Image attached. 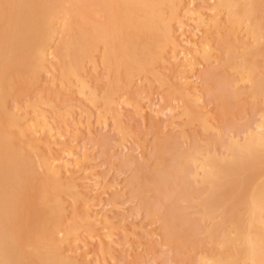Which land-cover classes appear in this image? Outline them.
<instances>
[{
	"label": "bare ground",
	"instance_id": "obj_1",
	"mask_svg": "<svg viewBox=\"0 0 264 264\" xmlns=\"http://www.w3.org/2000/svg\"><path fill=\"white\" fill-rule=\"evenodd\" d=\"M188 1L189 0H0V264H82V261H79L78 258L74 256V249L67 246V238L62 232H64L69 225V216H67L69 214L66 213V208H68V206L66 207L67 200H70L72 205L76 208H78V206L80 207L79 204L81 203L84 204L85 207L92 206L91 198L78 190V184L76 186L67 185V180H69V178L67 179V175L70 172V168H74L73 166L75 164L70 162L71 159L73 158L76 160V167L82 165L85 156H80L82 157L80 158L81 160L77 159L75 151L69 147L67 158L60 157L58 160L54 159L59 162V165L55 166V161L52 162L50 159V155L54 152L52 151L54 150L53 143L50 141H43L42 138H35L37 134L35 133L36 130L34 131L32 129L34 126L31 127L28 124L27 118L32 112L34 119L38 120L37 124L39 123V125H37L39 127L37 128H40L41 123L39 119L46 115L41 113L43 109L41 108L43 107L42 105L46 104L44 99L45 96L41 99H36L38 101L28 102L29 111L26 110V112H22L21 108H19L21 105H19V107H17L18 111L13 113L15 109L11 111V106L9 105V102H11L10 100H16L17 97L20 98V94L23 95L25 93L28 94V96L29 94L34 96L37 92L42 93L43 89H45V87L43 88V80L45 77H43V75L45 73H50L52 68L56 73H54L55 76L52 74V76H54V83H52V85H59L71 92L74 89V85L77 84L78 87L81 86L80 88L82 89H80V93L84 95L85 99H87L85 89L87 85H90L87 82L89 73L86 67L91 64L96 71L100 69V67L105 69L110 77H107L109 79L107 89L105 88L106 90L104 93L101 91L100 95H102V97H99L98 89L96 88L98 82L95 83L94 88H91L93 80L90 85L91 89L88 92V94L90 93V95H88V101H90V103L102 101L103 105H105L106 109H109V111H112L113 106L116 104L120 105L118 102H122L124 96L132 92L131 90L134 88H132L133 84L136 85L137 83H134L136 79L143 76L149 81L150 86H152V82H158L163 85V88L164 85L168 86L169 89L173 91L171 93L172 95H175L174 92L176 94L179 93L180 100H178V98L176 100L183 103V107L181 108H183L184 111V113L179 114L186 115L185 117H188V120L194 121L197 118L204 123L205 128L208 127L210 117L207 120L206 118L210 113L207 114V112H204V108L206 107L205 104L204 108L201 106L203 103L200 105V100L204 95L199 97L196 94L200 93V90H198L199 86L196 88L195 86L197 85H195L193 80V82L190 80L191 73L186 75V73L190 72L189 69L193 68V70H196L194 69L196 65H192L191 60H188L187 57H190L192 53L194 56H198L203 50H200V47L205 48L207 54L211 53L210 51L214 52V48H212L211 45H215L214 42L212 43V41H215L216 48L226 50V56L228 57L226 64L229 65L232 63V59H234L232 57L233 54H235V47L233 48V46L229 44L230 41L227 39L233 38L235 41L240 42L238 41V33L242 30L243 34V29H246V34L248 33L247 35H250L251 39L254 38L255 45H257V47L260 46L261 43H264V0H214L213 3L211 0L210 2L212 4L208 6L209 8L207 7L206 9V6H203L202 11L201 5V7H197L199 12L197 10V12H195L191 9L192 5L190 4H193V0H190V2ZM182 10L185 11V13L182 12ZM205 10L210 12L209 14L211 15L206 16ZM182 13L188 16V22L191 20L195 23L193 27L189 24V27H192L191 31H193L190 32L192 34L189 35L193 37V40L191 41L192 38L190 40L188 38L189 42L185 41V38L183 39L186 34L181 33L183 35L178 36L179 34L177 35L175 28L176 24H180L182 29L179 28L184 30L185 23ZM244 24H247V27ZM243 25L246 28H243ZM186 31L187 30H185V33H189ZM200 33L203 40H201L199 44L194 43V41L199 39L198 35H200ZM187 36L188 34L185 37ZM227 36L230 38H227ZM182 43H185L187 48H190L191 45L193 51L184 56L185 54L183 55L181 50L186 46ZM257 47H255L254 50H257ZM248 49L249 50L246 49V51H244L248 58L244 59L241 64L238 63V68L241 69L243 80L251 84L253 98H260L264 101V53H262L261 50L260 52L262 54L259 51L254 52V50ZM205 50H203L204 56L207 55L204 53ZM180 51L181 55L184 57V60L182 59L183 61L178 56ZM217 53L220 52L217 51ZM214 54L215 53H213V56ZM201 55L199 58L196 57L198 63L201 62L200 58L204 59ZM216 57H218V54ZM191 58L192 57H190V59ZM196 63L194 62V64ZM162 67L175 68L179 72L181 75L180 77L184 80L181 83L179 82V88L176 85L179 80V75H174L178 80L173 76L175 78L173 79L177 81L174 84L169 77L159 71ZM188 67L190 68L188 69ZM167 68H165V71H168ZM172 71L174 70L172 69L171 72ZM205 78L207 79L208 88L212 89L214 88L213 86L217 85L215 79ZM140 80L141 79H139L138 82H140ZM179 81H181V79ZM54 87L53 85V88ZM226 89L228 90V88ZM227 92L229 94L230 91ZM80 93L77 94L81 95ZM215 96L213 98H215ZM172 97L174 96L170 98ZM118 98L123 99H121V101L119 99L118 101ZM30 100L31 99L28 101ZM216 100L223 104L222 108L224 112L227 113L229 111V106H231L230 98L220 95ZM79 102H81V100L78 101V103ZM180 102L179 104H182ZM87 105H89V103H86L85 106L87 107ZM92 105L94 104H91V106ZM51 106L53 107V105ZM70 106H73L72 103ZM82 106H84V104ZM54 108L57 109L56 106H54ZM171 109L173 110L172 107ZM69 110H71L70 107ZM118 110L121 109L118 108ZM109 111L106 114L110 116L111 111ZM141 111L140 109V112ZM42 112H44V110ZM115 112L117 111L115 110ZM119 113L121 116L123 115L121 114L122 112ZM102 115L103 114H101V116ZM102 118L103 117H101V119ZM261 121L262 123L260 122L257 128V130H259L257 132H255L256 130L250 132V134L248 133L249 135H247L244 140L242 139L243 141L235 140L233 136L227 148V152H225V156L219 157L217 153H212L211 155L209 153L210 150H207L208 148L206 147L204 150H207V153L204 154L202 152L203 150H199L196 151V154L193 156L184 157V165L180 164L178 169L174 170V172L182 176L185 181L201 180L208 186L207 188H209V190L207 189V194H203L205 196L204 200H202V205L208 215L204 217L211 216V224L213 219L215 220L213 226L209 230L207 229V235L213 243L215 250L213 249L209 256L202 254L203 259L201 257L200 261L201 259L202 261L206 260L211 264H264V116ZM115 122L119 123L117 121ZM29 123L32 122L29 120ZM121 124L124 125L125 123ZM123 128L124 127H122L123 132L131 130L126 129L124 131ZM119 129L121 130L120 126ZM49 132L48 135H50ZM62 137L63 136H61V138ZM58 141H60V139ZM72 142L73 141H71V143ZM205 145L207 144L205 143ZM87 157L89 160V156H86V159ZM158 161L161 162V160ZM160 162H158V164H161ZM170 164L173 165L172 163ZM168 166L170 165L168 164ZM169 168L167 167L166 172L169 171L170 173L167 174L171 175V173H173V168ZM175 173H173L174 176ZM159 175H161V178H159V180H161L164 175H162V173ZM146 178L148 179V177ZM159 180L155 182H163V180ZM153 182L151 183L153 184ZM72 184L73 183H71V185ZM149 184L150 182L148 185ZM164 184H166V181H164ZM148 185L146 186L148 187ZM150 185L148 190L150 189ZM133 187L135 189V186ZM152 187H155V185ZM95 190L92 189L95 193L99 191V189ZM121 191L122 190H120V192ZM138 192V195L141 194V191L140 193ZM149 192L152 191L149 190ZM144 193H146V191ZM134 194L136 195V193ZM95 195L96 194L93 193L91 197ZM109 195L111 196V194ZM175 195L177 194L175 193ZM144 199L145 196L143 200ZM82 204L81 206H83ZM146 209L148 211V208ZM165 209V211H167V208ZM80 215L81 218L79 217L78 219L81 220V224L77 225L75 229L90 228L93 226L94 218H92L93 216H91L87 208L82 214L80 212ZM107 215L109 214L107 213ZM168 215H170V213L165 217H168ZM74 216L75 218L78 217L77 215ZM98 216L100 215H97V217ZM172 216L174 217V215ZM100 220H102V218ZM100 220L98 218V221H95L98 222L96 224L100 225ZM103 223L106 224L105 229L109 228L107 226H113L108 216L104 217ZM115 224L116 223H114V225ZM70 230H73L72 227ZM81 230L91 231L92 229ZM81 230L79 229L78 231ZM113 230L111 231L113 232ZM128 231L129 230H127V232ZM102 232L104 233L103 230ZM112 232L111 234H107L108 236L110 235L111 239H113L111 235H114ZM166 232H168V235L170 234L169 230ZM61 234L64 237L62 239ZM105 236L103 235L104 238ZM181 237L183 239V241H181L182 246L183 248L185 247L186 250V244L191 238L190 236H185V238H183L184 236ZM112 242L114 243V239ZM110 243L111 240L109 239V243L106 244H109L108 249L105 246L107 250H111ZM169 243L174 246L176 241L170 237ZM174 247H176V245ZM104 252H106V250ZM113 252L114 251H111L112 254ZM104 254L110 255L107 253ZM189 255H191V252Z\"/></svg>",
	"mask_w": 264,
	"mask_h": 264
},
{
	"label": "rangeland",
	"instance_id": "obj_2",
	"mask_svg": "<svg viewBox=\"0 0 264 264\" xmlns=\"http://www.w3.org/2000/svg\"><path fill=\"white\" fill-rule=\"evenodd\" d=\"M208 1L210 2L211 0H193V4H190L192 5L191 9H193V11L195 12H199V10H197V7L202 6L201 10L203 11V6H206L205 8L207 9V7L214 2V0H212V3H209ZM188 2H190V0ZM182 12L185 13V11L183 10ZM204 12L206 13V16L211 15L209 14L210 12H208L207 10H205ZM184 13H182L183 21L185 23L184 30H181L182 26L180 24H176L175 28L177 31V35L179 34L178 36L183 35L181 33H184L186 35L188 34L187 37H185L186 35H184L183 39L185 38V41L189 42L188 38L189 40L192 38L191 41L193 40V37H190L189 35L192 34L190 33L193 32L191 31V28L195 25V23H193L191 20L190 22H188L189 18L188 16H185ZM186 21L188 24L186 23ZM189 24L192 25L191 28L189 27ZM244 25H246L247 27V24ZM244 25L242 27L246 28L244 27ZM185 30H187L190 34L185 33ZM245 30L246 29H243V34L242 30L239 32L242 35L238 33V41L240 42L235 41L233 38L227 39L230 38L228 36L226 38L230 41L229 44H231L233 48L235 47V54H233L232 57L234 59L231 58L232 63L229 65L226 64L228 61V57L226 56V50L216 48L215 41H212V43L214 42L215 45H211V47L217 50L213 49L214 52H212L209 49L212 55L211 53L207 54V50H205V48L203 47H200V50L203 49L206 51H204V53L205 55L207 54V57L203 55V50L201 51L202 55L201 53L198 56H194L193 53L190 55V57L194 58L195 60L192 58L190 59V57H187L188 60H191L192 65H196V68H194L196 70H193L192 67V69H189L190 67H188L190 72L186 73V75H189L191 73V77L189 76L190 80H193L195 85L197 86H195L194 83L193 85L196 88L199 86L198 90H200V93L196 94L199 97L204 95L200 100V105L203 103L201 106L203 108L206 106L204 108V112H207V114L210 113L206 118L207 120L210 117L208 121L210 124L208 123V127L206 128L201 120L197 118L194 121L188 120V117H185L186 115L184 116V114H179L184 113L183 108H181L183 107V103L178 101L180 100L179 93H177V95L174 92L175 95H172L171 93L173 91H171L168 86L164 85L163 88V85L155 81V83L152 82V86H150L149 81L143 76L136 79L134 83L137 82L138 84H133L132 88H134L131 90V93H128L124 96V102H118L120 105L116 104L115 106H113L112 111L110 110L114 118L111 113L110 116L109 114L107 115L106 113H108L109 109H106L102 101H97L95 103H90V101H88V95H90V93L88 94V92L91 88H94L95 83L98 82L96 88L98 89L99 97H102L100 93L101 91L104 93L107 89L109 83V79L107 77H109V74H107L108 72L102 67H100V69L96 71V69L93 68L91 64L86 67V70L88 69L87 72L89 73V76L87 77V82L91 85V82L93 80L94 81L93 85H91V88L90 85H87V88L85 89V93L87 95L85 96L87 99H85L84 95L80 93V89L82 88H80L81 86L78 87L77 84L74 85V92H70L59 85L56 86L55 84H53L55 86L53 88L52 83H54L53 81L56 73L52 68L50 72L51 74L45 73L43 75V77L45 76L43 80V88L45 87V89H43L42 93L37 92L35 93V95L33 94L34 96L29 94L30 98L28 94L24 93L23 95L20 94L21 96L19 95L20 98L17 97L16 100H10L11 102H9V105L11 106V111L15 109L13 113H16L18 111L17 107H19V105H21V107H19L21 108V111L26 112V110L29 111L28 102L30 103L38 101L36 99H41L45 96L44 99L46 104L42 105L43 107L41 108H43L42 111L44 110V112L41 111V113L46 114L44 115L46 118L42 116L39 119V122L41 123L40 128H37L39 127L37 126L39 125V123L37 124L38 120L34 119L32 112L28 116L27 120L28 124L31 127L34 126L32 127V129L34 131L36 130L35 133L37 134L35 135V138H42L43 141H50L51 143H53L54 150L52 151L54 152H51L52 154L50 153V159L52 160V162H54L56 159H60V157L67 158V154L69 153V147H71L73 151H75L77 159L81 160L80 158L85 156L83 158L82 165L76 167V160L73 158L71 159L70 162L75 164L73 166L74 168H70V172L67 175V179L69 178V180H67V185L76 186L78 184V190L82 191L84 195L91 198L92 206L90 205L89 207H85L84 204L81 203L83 206L79 204L80 207L78 206V208H76L72 205V202L70 200H67L66 207L68 206V208H66V213L69 214L67 215L69 216V225L67 226L66 230L62 232V234L67 238V246L71 249H74L75 255H73L78 258L79 261H82V264H205L207 262L206 260L202 261V254H206V256H209L210 252H212L214 249V245L207 235V229L209 230L213 226V222H215V220L213 219L211 224V216L204 217L208 215L206 214V210L202 205V200H204V196L207 194L209 188H207L208 186L205 185L201 180H197L198 182L196 180V182L194 180L185 181L184 178L180 175H177L174 170L178 169L180 164L184 165L183 161L185 158L193 156L194 154H196V151L199 150H203L202 152L204 154L207 153V150H210L209 153L211 155L212 153H217L219 157H223L225 156V152H227V148L229 147L230 141L233 139V136L235 140L243 141L246 136L250 134V132H253L255 130V132H257L259 130H257V128L260 125V122L262 123L261 120L264 116V101H262L260 98H253V95L251 93V84L243 80V74L240 71L241 69L238 68V65L241 64L244 59L248 58L244 51H246V49L249 50L248 48L254 50V48L257 47V45H255L254 38L251 39V36L247 35L248 33L246 34L247 31ZM198 37L199 39H197L200 41L196 40L197 42L194 41V43L199 44L201 40H203L201 38V33L200 35H198ZM232 43H234L237 47ZM182 44L185 45V43ZM185 46L186 47H183V50H181L183 55L185 54L184 56H186V54H188L189 52L193 51L191 45L190 48H187V45ZM260 50L262 51V53H264V43H261L260 46L257 47V50H254V52H260ZM181 51L178 56L182 60L184 57L183 55H181ZM217 51L220 53H217ZM213 53H215L214 56ZM217 54L218 57H216ZM200 55L205 60L200 58L201 62L198 63L196 60L200 57ZM210 55L213 57H211ZM194 62L197 63L194 64ZM165 68L162 67V69H160L159 71L169 77L172 83L175 84L177 82L174 79H177V77L175 76L179 75L178 78L179 80L181 79V81L177 79L178 82L176 83L179 88L180 85L178 84L184 81L180 77L181 75L179 74V72L175 68H172L174 71L171 72L172 69L169 67L167 68V70L169 71L168 72L165 71ZM52 74L54 76H52ZM204 76L208 79H215L217 85L213 86L214 88L212 89L208 88L207 79ZM139 79H141L140 82H138ZM226 88H228V90ZM227 91H230L229 94ZM76 92L80 93L82 96L78 95ZM220 95L228 96L230 98L231 106H229V111L227 113L224 112L222 108L223 104L219 103V101L216 100ZM171 96H174L172 97L173 99L170 98ZM214 96L216 99L213 98ZM177 98L178 100H176ZM29 99L31 100L28 101ZM79 99L82 103H78V101H80ZM119 99L121 101V99L123 98H118V101ZM73 100H75L76 102ZM47 101L49 102V104ZM70 102L73 106H70ZM179 102L182 104H179ZM86 103H89L87 107L85 106ZM83 104L84 106H82ZM91 104L94 105L91 106ZM51 105H53V107ZM54 106H56L58 110L55 109ZM69 107L71 110H69ZM97 107L99 108V110ZM171 107L173 108V110L171 109ZM118 108H120L122 111L118 110ZM114 109L117 112H115ZM140 109L142 110L141 112ZM119 112H122L121 114L123 115L121 116ZM161 113H163L164 115ZM101 114L103 115L101 116ZM118 114L120 117L118 116ZM101 117L103 118L101 119ZM121 118L123 121L121 120ZM29 120L30 122L36 124L34 125L32 123H29ZM115 121L119 123H116ZM121 123L125 124L122 125ZM119 126L121 127V130L119 129ZM122 127H124V131L126 129L131 130L123 132ZM48 132L50 135H48ZM61 136L63 137L61 138ZM59 139L60 141H58ZM71 141H73V144L71 143ZM205 143L207 145H205ZM206 147L208 149L204 150L206 149ZM86 156H89L90 159L88 160V157L86 159ZM158 160H161V162ZM158 162H160L161 164H158ZM55 163V166L59 165L58 161H55ZM167 163L170 166H168ZM170 163H172L173 165H171ZM85 166L88 170L85 168ZM167 167H170L169 169L173 168L172 171L173 173H175V176L173 173H171V175L167 174L170 173L169 171L166 172ZM160 173L165 176H163L161 180H159V178H161V175H159ZM144 177H148V179L146 178L145 180ZM143 180L145 183L143 182ZM158 180H163V182H155ZM164 181H166V184H164ZM149 182L150 184H152L151 182H153L152 185L149 184V190H151L152 192H149L148 190ZM71 183L73 184L71 185ZM146 185H148V187ZM154 185L155 187H152ZM133 186H135V189ZM97 188L99 189L97 193L92 191V189L98 190ZM120 190L122 191L120 192ZM144 190L146 191V193H144ZM140 191L141 194L143 193L142 195L137 194V192L140 193ZM93 193L96 195L91 197ZM134 193H136V195L138 196H136ZM175 193L177 195H175ZM109 194H111V196ZM144 196L145 199L143 200ZM86 208L89 210L91 216H93L92 218H94L92 226L93 228L90 227L92 230H81L90 228L75 229L77 225L81 224V220L78 219L79 217L81 218L80 212L82 214V212H84ZM146 208H148L149 212ZM165 208H167V211H165ZM107 213L109 215H107ZM168 213H170V215H168V217H165ZM74 215H77L78 217L75 218ZM97 215L100 216L97 217ZM172 215H174V217ZM106 216L110 217V221L112 222L113 226H107L109 228L105 229L106 224H104L105 222L103 223V221L104 217ZM98 218L99 220L102 218V220L99 221V224L101 222L100 225L96 224L98 222H95L96 220L98 221ZM159 218H162L163 220ZM114 223H116V226L114 225ZM71 227L74 231L70 230ZM79 229L81 231H78ZM102 230L104 231V233L102 232ZM111 230H113V232ZM127 230H129L131 233L129 231L127 232ZM168 230L170 232L169 235L168 232H166ZM111 232L114 233V235H111L113 236L114 243L112 242L113 239L110 238V235H107L111 234ZM62 234L61 239L64 238ZM103 235L105 236V238L103 237ZM181 236H184L183 238H185V236H190L191 238L186 244V250L185 247L183 248L182 246L181 241H183V239ZM170 237L176 241V243L174 244V246L176 245V247H174L173 244L170 245ZM108 238L111 240L110 244L113 247L112 248L110 246L111 250H107L109 245H106L107 243H109ZM163 244L165 245V247ZM101 246L103 247V249ZM105 246L107 247V249ZM192 248L195 251H193ZM105 250L106 252H104ZM111 251H114L113 254L111 253ZM190 252L191 255H189ZM104 253L111 254L106 255ZM201 257L202 259L200 261ZM207 263L211 264L209 262Z\"/></svg>",
	"mask_w": 264,
	"mask_h": 264
}]
</instances>
